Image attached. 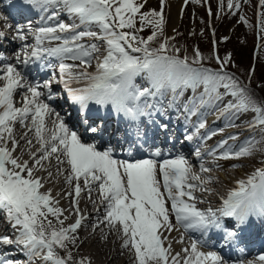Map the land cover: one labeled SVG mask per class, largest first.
<instances>
[{
  "label": "snow or ice",
  "instance_id": "6c2138e0",
  "mask_svg": "<svg viewBox=\"0 0 264 264\" xmlns=\"http://www.w3.org/2000/svg\"><path fill=\"white\" fill-rule=\"evenodd\" d=\"M5 2L12 4V0ZM145 2L21 0L39 16V26L34 32L31 22L28 25L34 44L26 43L28 37L21 25L13 27L9 17L0 13L3 28L15 33L13 40L23 42L20 50L13 54L14 62H9L8 57L0 53V214L15 234L14 239L0 235V248L16 246L27 254L29 264L37 258L43 264H69L72 260L69 244L75 245V233L84 219L78 201L73 199L76 219L65 226L67 217L61 219L64 212L55 206L59 201L52 197L51 190L41 191L44 182L36 173L43 170L51 178L52 172L43 164L51 158L57 161L60 175H64V171L59 166H67L65 182L70 185L75 182L73 191L76 197L82 191L81 179L85 189L98 192L104 206L101 223L122 236V247L132 252L134 264H181L180 253H172L171 242L165 232L183 229L186 233L193 231L204 236L209 229H215L223 233L225 246L235 248L239 247L240 230L252 218H264V167L237 181L218 209L201 211L196 206L194 193L208 191L204 185L211 179L194 173L184 156L159 163L153 158L134 162L114 158L113 148L99 150L95 143L84 142L82 135L45 102L44 90H49L47 100L54 99L50 91L52 79L42 84L32 83L19 70L18 65L27 66L32 61L47 58L57 61V65L49 63L48 67L58 66L60 82L66 87L70 80L83 81L86 85L68 89V101L78 106L82 114L90 105L110 107L135 125L143 117L151 118L159 112L157 105L150 100L171 92L174 101L184 94L185 89H191L193 93L201 90L184 105L189 118L200 120L197 131L206 128L201 119L204 115L201 109L215 107L217 102H223L227 97L223 111L236 117L251 113L249 128H259L264 134V98L255 97L228 73L226 69L231 55L223 58L217 55L216 69L204 66L205 58L198 48L193 50L191 59L187 54L181 56V49L170 43L174 37L164 36L165 0H160V11L142 12ZM192 2L197 3L198 0ZM259 5L264 9V0H259ZM240 6V0L227 2L230 10H238ZM62 16L70 22H65ZM258 17L260 30L264 31V11L258 12ZM240 21L247 25L243 16ZM144 26L152 28L147 38L137 35ZM5 36L6 32L0 30V42ZM86 39L91 42L83 43ZM215 44L213 40L214 48ZM93 59L97 60L95 70L89 72L87 68L92 66ZM68 60L78 64L65 63ZM138 78L143 79L146 86L138 85ZM17 95L21 96L20 107L16 106ZM17 123L28 129L21 138L27 139L32 133L38 145L35 152H29V159L14 154L19 147L14 136ZM83 123L88 125V119L85 118ZM229 126L234 125L230 123ZM85 131L96 133L98 128L89 125ZM136 135L138 138L141 135L138 128ZM215 135L217 132L213 131L203 139H211ZM186 139L191 140L192 137ZM229 140L235 141L237 137L230 135L222 139L209 154L215 155L216 159L239 160L264 152V139L249 138L238 149L229 145ZM32 143V139H27L28 145ZM151 155L159 157L161 153L156 151ZM196 155L200 156L199 151ZM200 171L206 173L210 169L201 165ZM52 218L59 227L55 226ZM225 218L233 222L231 227L225 225ZM182 241L183 236L179 242ZM202 246H206L205 241L192 240L190 248L182 249L185 253L182 264H228L216 252L200 251ZM257 259L264 264V255ZM0 264L18 262L7 258V252H0ZM76 264H84V261Z\"/></svg>",
  "mask_w": 264,
  "mask_h": 264
},
{
  "label": "bare ground",
  "instance_id": "6f19581e",
  "mask_svg": "<svg viewBox=\"0 0 264 264\" xmlns=\"http://www.w3.org/2000/svg\"><path fill=\"white\" fill-rule=\"evenodd\" d=\"M183 2L185 1L184 0H166L167 8H166V26L165 27H166V32H168V34H170L177 26L178 19L176 18V15L178 14L179 9ZM260 10H261V7H260ZM62 19L65 22H70L65 16H62ZM52 23H55V22L53 21ZM3 24L4 22L0 21V28L3 26ZM32 41L33 40L30 37H28L26 43L33 44ZM82 42L89 43L91 41H82ZM15 47L18 48L17 46ZM102 50L103 49H101V51ZM40 62H42L44 67L45 66L48 67L49 63L53 65H57V61H55L54 59H50V58L41 59L39 61H36L37 66L40 64ZM65 63L69 64L67 61H65ZM48 68L50 69L51 67H48ZM74 71L78 72L79 69H74ZM38 78H39L38 83H41V84L44 81L50 79L49 75H46V74L39 76ZM79 88H82V86H80ZM54 89H58V88L55 86L54 83H52L50 90L53 91ZM73 89L75 88L73 87ZM44 91H45V97L43 98L45 99V102H47L50 105V107L53 108L52 107L53 104L51 102L52 100L49 101L46 99V94L49 90H44ZM170 93L171 92H169L168 95H170ZM191 94H194V93L191 91ZM161 99H165V96L157 97V99H152L150 100V102H153L154 104H158L157 107L160 106L162 109H165V108L173 109L177 112V114L180 115V117H182L183 110L181 109V105L179 104V102H176L173 105V103H170V101H168L166 104H164L163 100ZM227 99L228 98L226 97L223 102H217L216 106L223 105L227 101ZM15 101H16L17 107L22 106L20 95H17L15 97ZM205 114H206V117H208L207 119L204 118ZM216 115H218L216 112L214 114L204 113V115L201 117V119H203V121L206 123V128L203 130V132L200 133V136L208 135L210 132H213V131L217 132V135L212 136L211 139H207V142L204 143L205 146L209 145L210 148L209 150H207V153H204L201 155V159L204 158L202 163L204 164V167H211V168H216L220 170L223 174L221 175V177L223 178L222 180L225 179V182H226V185L224 186L228 188H235L237 181L246 179L254 171H252L250 168H247V166L238 167L237 168L238 175L235 172L236 176H238V180H235V181L232 180L228 182V179L229 180L231 179H230V176L227 174V172H225L224 170V166L226 163L222 162L221 159H216L215 155H213V158L209 161V163H204V160L206 159L205 158L206 154L216 149V146L218 145V143L222 139H225L227 137V134L230 133V132H227L226 134L225 131L220 132L218 128H215V127L220 126L219 123L217 124L209 123L211 118H214ZM228 116L229 118L222 121L223 124H225L224 126L227 128H235L241 125H245V126L249 125L250 118L248 119L247 114L239 115L238 117L231 116L230 114ZM182 120H184V118H182ZM27 123H30V121H28ZM230 123L233 124L234 126H229ZM49 126H50V122H49ZM245 130H253V131L245 134L244 138L249 137L251 134L255 132V128L247 127ZM26 132H28V129L19 125L18 123L14 126V136L19 142V147L16 149L14 154L17 156H22V159H29V152H35L36 148L38 147L34 139V134L29 133L27 136V139H32L33 141L31 146L27 144V139L21 138L23 134ZM237 132H240V130H238ZM154 135H156L155 132L151 133L152 137ZM82 138L84 142L86 143L92 142V137L90 136H83ZM230 143L231 142H228V144ZM230 145L234 149H237L236 147H234V144L231 143ZM97 147L99 148V150H102L101 145H98ZM183 151H184L183 156L187 159L188 150L183 149ZM216 155H218V152L216 153ZM138 159L139 158H137L136 160ZM164 159L166 158L161 157L160 160L157 162L158 163L162 162ZM188 161L192 165V168L197 164L194 161H190V160ZM227 161L230 162L229 160ZM253 161H256V159L253 158ZM261 162L258 161V163L255 164L257 168L261 165ZM238 163L239 165L241 163L244 164V162H240V161ZM43 164L45 168H48L52 172V177L49 178L47 175V172L43 170L36 173V175L40 176L44 182V188L41 189V191L51 190L52 197H54L55 200L59 201V203L56 204L55 206L61 208L62 211L64 212V216H62L61 219H64V217H67V219L65 220V226H68L69 224L74 223L76 219L75 211L72 207L73 199H76L78 201V207H79L80 213L84 217V219L82 220L80 229H78L77 233H75V236L77 237L75 245L69 244V250L72 254V260L69 261V264H76V262H79L81 260L84 261V264H134V257H133L132 252L129 249L122 247V236L115 229H110L105 224L101 223V220L103 219V216H104V206L101 204L100 198L97 197L99 196L98 192L95 189L92 190L91 192L85 189L83 187V180L81 179L80 184H81L82 191H81L80 196L76 197L73 191L75 182H73V185H70L65 182V176L67 175V171H66L67 166L66 165L59 166L60 169L64 171V175H60L57 171V161L55 160V158H51L50 161H44ZM204 175L209 177L208 174H204ZM205 192L196 191L194 193V195L197 197L196 206L201 211H207L209 208L215 211L222 204L220 199L227 197V195H222L221 193L217 197H212L209 193H205ZM69 193H71V195H69ZM52 219H53V223L55 224V226L59 227V224L56 223L55 218H52ZM172 220H173V223H175L174 217L172 218ZM224 222L227 227H231V221H224ZM95 225H99V227H94ZM249 225L250 224L247 225V228L245 232L243 233L244 235L242 236L243 240L247 244L252 242V237H253V233ZM0 235H9L13 239L15 238L14 230L6 222V219L3 220V214H0ZM165 235L169 237V240L171 242L172 253L173 254L180 253L181 264L185 256V253L182 251V249L190 248L191 241L198 240L201 237V234L199 232L189 231L186 233L184 232L183 229H180L179 231L173 230L171 233L165 232ZM182 236H183V241L179 242ZM103 237L109 238L112 243L106 240L105 242H103V240H101V238ZM199 250L203 252H206V250L213 251L212 249L208 248V246L207 247L202 246L200 247ZM57 251H60V250H57ZM0 252H7V258L18 262V264H29V259L26 260V258H28L27 254L21 249H18L14 245L5 246L4 248H0ZM60 254L64 255L63 252H60ZM217 254L220 256L219 253ZM259 254L263 255L264 253H259ZM252 256H253L252 253L246 257H240V256L234 255L233 253H229L227 258H223V259L226 260L228 264H240L241 261H243V264H248V261H245V260L251 257L252 264H261V262L258 259H255ZM41 263L43 262L39 258L35 259V261L33 262V264H41Z\"/></svg>",
  "mask_w": 264,
  "mask_h": 264
},
{
  "label": "rangeland",
  "instance_id": "374dc122",
  "mask_svg": "<svg viewBox=\"0 0 264 264\" xmlns=\"http://www.w3.org/2000/svg\"><path fill=\"white\" fill-rule=\"evenodd\" d=\"M227 2H228V0H198L197 3H193L192 0H188L187 3L183 2L180 9H179L178 14L176 15V18L178 19L177 20V26L170 34H168V32H166V27H165L166 26V8H167L166 0H165V4H164V8H163V14L165 16L164 35L169 37L172 34H174L176 31H181L185 34L193 31V33L195 35H198V36L201 35V33L204 34V36L205 37L207 36L210 41L212 40V42H213V40H215L216 46H218L220 44L221 39L227 38V36L231 30L233 32V34L230 35V42L234 43L235 40H238V39H236L237 36H240L242 40H247V42H248L249 38L252 39V37H250V35H251L252 30H253L254 19L255 18L259 19L258 12L264 11V9L261 8V10H260L259 0H247V2H245V0H240V5H241L240 8L238 10L232 9V10H230L229 14L226 15L227 17H233L234 16L232 18V22L230 24H228L227 27L225 26L226 24L221 25L220 27H218V29H217L218 31H217L216 30L217 26L212 22V17H213V15L220 13V11L223 15H225L226 10L228 8ZM144 9H145V12H149V11H153V10L160 11V0H146V2L144 4ZM209 12H211V15H209ZM241 16H243L245 18V20L247 21V25H245L243 22L240 21ZM235 17H236V20L233 22V19ZM227 21L228 20H225L224 23H227ZM137 27L138 28L140 27V24L138 21H137ZM222 27H223V29H221ZM151 31H152V28L150 26H146L143 28V31H140L137 34L140 37L145 38L146 36H148L150 34ZM232 36L234 37V40L231 39ZM259 36H260V34H259ZM242 40H238V41H240L241 44H243ZM227 41L225 43H227ZM262 42H263V39H260L259 41H256V45L259 46V45H261ZM207 43H208V41H207ZM235 43H237V42H235ZM209 46H210V42H209ZM67 62L69 64H74V63L77 64V62H73L70 60H68ZM247 116H248V114H247ZM249 118L250 117L248 116V119ZM228 121H229V119H228ZM219 124H220V126L215 127V128H218L219 130L222 129L223 130L222 132L225 131L226 134H227V132H230L229 134H227V137L230 135H235L237 137V140H235V141H232V140L228 141V142H231L232 144H234V147H236L237 149L242 143H244L249 138H254L257 141L264 139V134H262L261 129H259V128H257V129L255 128V132L253 134H251L247 138L246 137L244 138L245 134L253 131L254 129L253 130H245V128H242L245 125H241V126L235 127V128H227L224 126L225 124H223V122H220ZM238 130H240V132H237ZM253 158L256 159V161H253ZM229 161L230 162H228L227 160H222V162L226 163L224 166V170H225V172H227V174L230 176V179H231V180L228 179V182H230L232 180L233 181L238 180V176H236V174H235V172H236L238 175V171H237L238 167H246L247 166V168H250L252 171H255L257 169L255 164L258 163V161H260V162L262 161L261 165L258 168L264 167V152H256L252 157H249V158H242L239 160H229ZM239 161L244 162V164L241 163L239 165V163H238ZM207 168H209L210 171L204 173V172L200 171L199 166L197 168L195 166L193 167L194 173L200 175L204 179H208V178L211 179L210 183L204 185V187H206L208 189V191H206L205 193H209L212 197H217L220 193L221 194H224L226 192L228 193L232 189H234V188H228V187L224 186V185H226V182H225V179L222 180L223 178L221 177V175H223V174L220 170H218L216 168H211V167H207ZM204 174H208L209 177L204 175ZM196 183H199V182L197 181ZM97 197H99V196H97ZM251 230H252L253 235L258 232L254 228H252ZM101 240H103V242H105V240H106V241L112 243L109 238L103 237V238H101ZM206 252H209V250H206ZM248 260L249 259H247L246 261H248Z\"/></svg>",
  "mask_w": 264,
  "mask_h": 264
},
{
  "label": "trees",
  "instance_id": "16d2710c",
  "mask_svg": "<svg viewBox=\"0 0 264 264\" xmlns=\"http://www.w3.org/2000/svg\"><path fill=\"white\" fill-rule=\"evenodd\" d=\"M221 20L222 19L219 20L218 25H220ZM216 21L218 20L216 19ZM151 33L152 31L149 35H151ZM173 37L174 39H172L170 43L181 49V56L187 54L191 59L194 54L193 50L198 48L205 58L204 64H215L209 43H207V39L203 36V34L198 36L193 32H190L189 35L185 37L181 32H178ZM145 38H147V36ZM231 39L234 40V37L232 36ZM236 39L241 40V37L237 36ZM238 40H235L237 43H233L230 42L229 39L227 43L220 44L217 48V55L223 58L225 55L230 54L231 62L227 66V69L233 72L234 75L238 77L243 84H245L251 93L255 95V97L258 98L262 96V98H264V63L259 60L252 70L251 77H249L248 69L250 67V52L252 44L250 45V42L247 44L242 42L244 44L243 45ZM258 58L261 57L258 56Z\"/></svg>",
  "mask_w": 264,
  "mask_h": 264
}]
</instances>
